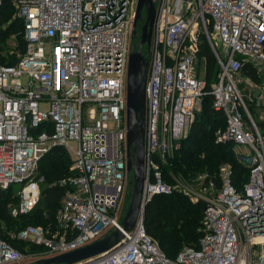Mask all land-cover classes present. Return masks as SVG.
I'll return each instance as SVG.
<instances>
[{"label": "built area", "instance_id": "1", "mask_svg": "<svg viewBox=\"0 0 264 264\" xmlns=\"http://www.w3.org/2000/svg\"><path fill=\"white\" fill-rule=\"evenodd\" d=\"M6 1L22 22L26 45L15 65L0 63V189L19 188L11 215L18 218L39 206L45 184L40 163L47 154L64 148L72 160L73 174L51 185L65 190L58 231L30 225L10 233L11 240L45 251L25 255L0 239V264H30L122 229L119 204L134 182L127 167V76L139 0H0V11ZM155 3L147 55L142 47L149 62L142 210L122 242L78 264H264V104L247 96L252 113L238 90L247 64L264 69V0ZM204 40L220 67L213 107L227 121L216 142L248 148L236 154L250 176L239 191L230 167H223L214 195L215 183L200 176L206 183L200 248H184L171 259L148 235L145 207L176 190L165 169L206 95L197 68Z\"/></svg>", "mask_w": 264, "mask_h": 264}, {"label": "trees", "instance_id": "2", "mask_svg": "<svg viewBox=\"0 0 264 264\" xmlns=\"http://www.w3.org/2000/svg\"><path fill=\"white\" fill-rule=\"evenodd\" d=\"M12 17H14V8L9 1H6L0 11V63L7 65H15V59H10V63H6L7 58L2 56L4 41L15 34L23 39L22 22L16 18L9 24L8 21ZM24 52L25 49L21 48V53L24 54ZM200 56L205 57L204 64L207 69L204 81L207 88L201 108L196 115L201 114L203 119L196 120L195 118L187 134L188 137L186 136L182 146L176 151L171 164L166 167L165 174L173 172L181 174L184 178H190L197 173H206L215 183L216 188L220 190L222 169L229 166L232 171L233 184L241 191L243 184L249 179L250 168L239 160L233 143L216 142V132L226 128L227 121L225 114L216 111L213 107L212 83L218 81L220 67L205 40L201 46ZM212 58H215L214 61ZM256 71L252 65L247 64L241 74L258 84L260 80ZM248 108L252 113L255 112L254 105L251 103L248 104ZM71 164V156L64 148H55L42 159L40 173L45 177L42 196L46 208H41L39 205L27 215L18 218L11 215L10 207L18 204V196L14 192L15 187L8 191L0 189V220L4 221L8 228L6 231L2 230L0 225V239L11 242L16 249L22 252V245L30 243L18 239L11 240L10 235L6 234L10 229L13 231L11 233H18L32 225L42 226L52 233L58 231L56 214L62 205L65 190L51 185L73 174L70 171ZM205 208V201L193 203L180 192H174L170 196H156L146 207V231L167 257L176 259L184 248H200L201 239L204 236L202 221ZM33 246L42 252L45 251L41 246Z\"/></svg>", "mask_w": 264, "mask_h": 264}, {"label": "water", "instance_id": "3", "mask_svg": "<svg viewBox=\"0 0 264 264\" xmlns=\"http://www.w3.org/2000/svg\"><path fill=\"white\" fill-rule=\"evenodd\" d=\"M145 12V19L143 18ZM157 15L155 0H139L131 36V51L127 76V158L128 172L133 173L134 182L128 212L122 229H116L107 237L72 252L38 260L30 264H78L112 250L124 239V233L133 230L142 210L145 190V128L146 87L149 62L142 54V47L151 48L154 23ZM143 22L141 45L134 41L139 23ZM146 208V207H145Z\"/></svg>", "mask_w": 264, "mask_h": 264}, {"label": "rangeland", "instance_id": "4", "mask_svg": "<svg viewBox=\"0 0 264 264\" xmlns=\"http://www.w3.org/2000/svg\"><path fill=\"white\" fill-rule=\"evenodd\" d=\"M145 12H143V18L145 19ZM14 17H12V19H9V24L14 22ZM142 23H140L141 25ZM140 25H139V30H138V34L140 33ZM131 36L132 33L130 35V43H131ZM137 36V35H136ZM135 43H136V47L140 46V43L138 42V37H135L134 39ZM215 44L218 48H221V44L217 41H215ZM4 49H3V53L2 56H5L7 58L6 63H10V59H15L14 63L16 64L22 53H21V48L25 49V42L23 41V39L21 38L20 35H13L11 37H9L8 39H6L3 43ZM143 52L144 54L147 55V47L144 46L143 47ZM204 59L205 57H198L197 60V68H198V73L200 72L203 76L205 75L206 72V68L204 66ZM215 58H212V60L214 61ZM259 77L260 82L257 84L254 81H250L249 77L245 76L244 74H241V76H239V79L241 80V84L238 85V90L240 91V93L243 95V99L245 102L250 103L248 101L247 96H251V98L253 99H260L263 104H264V69L263 70H257L256 71ZM205 80V79H203ZM216 80V79H215ZM249 80V81H248ZM213 85H215V82L212 83ZM200 108V107H199ZM198 108V110H199ZM198 113V112H196ZM196 115V114H195ZM196 120H200L203 119V117L201 116V114H197L195 116ZM195 120V119H194ZM188 137V136H187ZM185 139H183L181 142L178 143L177 147L174 149L173 153H172V160L175 156V153L177 150L180 149V147L182 146V142ZM236 153L238 155H241L242 153H248L249 150L248 148L245 147H237L235 149ZM132 177H133V173ZM201 175H206V173H197L195 175H193L190 178H184L181 174H176L173 172H170L168 174H166V179L167 181L169 180L176 188L175 192H180L183 193L185 196H187L193 203H198V202H203V199L201 196V194H203V192L201 191L203 186L206 184L205 182L200 180V176ZM134 178V177H133ZM219 189L215 187L212 189L211 194H215ZM19 191L18 187L14 188V192L15 194H17ZM208 194V193H207ZM131 197H132V192L127 191V189L124 190L122 198H121V203H120V208H119V216L120 219H124L128 209H129V205L131 202ZM40 207L46 208V204L44 203V199L42 196V199L39 203ZM14 221H18L13 219ZM0 225L2 227V230H7L8 228L6 227V224L4 221L0 220ZM13 232L12 229H10L9 231H7V235L9 236L10 233ZM22 253L23 254H27V255H36V254H42L43 252L40 251L38 248H35L33 245L30 244H23L21 247Z\"/></svg>", "mask_w": 264, "mask_h": 264}, {"label": "crops", "instance_id": "5", "mask_svg": "<svg viewBox=\"0 0 264 264\" xmlns=\"http://www.w3.org/2000/svg\"><path fill=\"white\" fill-rule=\"evenodd\" d=\"M204 66H205V64H204ZM206 67V66H205ZM207 69V68H206ZM198 76H199V78H201V79H204V77L205 76H203L200 72H199V74H198ZM204 201V200H203ZM121 203V202H120ZM119 208H120V204H119Z\"/></svg>", "mask_w": 264, "mask_h": 264}, {"label": "flooded vegetation", "instance_id": "6", "mask_svg": "<svg viewBox=\"0 0 264 264\" xmlns=\"http://www.w3.org/2000/svg\"><path fill=\"white\" fill-rule=\"evenodd\" d=\"M139 25H140V23H139ZM139 25H138V27H139Z\"/></svg>", "mask_w": 264, "mask_h": 264}]
</instances>
